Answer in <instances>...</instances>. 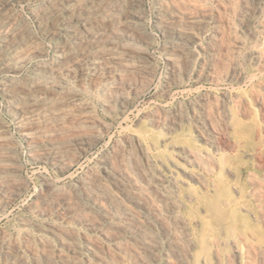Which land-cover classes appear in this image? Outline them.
<instances>
[{"label": "bare ground", "instance_id": "bare-ground-1", "mask_svg": "<svg viewBox=\"0 0 264 264\" xmlns=\"http://www.w3.org/2000/svg\"><path fill=\"white\" fill-rule=\"evenodd\" d=\"M165 1L167 4H163H166V7H160L158 9L156 20L161 29L159 30L162 31L165 36L171 38V40L169 39L170 42L164 46V51L166 52L164 55H167L165 59L168 60L170 66L171 78L176 80L180 76L181 71L184 70H182V67L185 66L183 62L188 63V60L193 56L190 47L198 40L199 33H201L203 29V23L200 22V19L201 17L204 18L207 16L208 9L203 4L202 0ZM215 1H217L219 5L221 4L225 11L239 8L247 17L251 18L259 15L262 9L261 0ZM92 3L94 4V8H86L85 14L81 17H78V13L80 15V12L77 13V17H73V13L69 14L70 11L68 12L62 9L65 4L63 0L54 1L51 8L44 11L43 14L37 15L39 16L42 28L45 32L52 35L55 32L59 34L64 30L63 32L65 35L69 34L71 36L73 44L70 42V45L65 43L59 46L57 59L48 60L39 64L38 71L35 70L33 76H18L20 73L18 62L22 55H34L39 53L40 45H37V39L39 37L35 39V35H31L24 25L26 29L19 33L14 31L15 34H13L11 38L7 36L2 40L6 49L15 52L16 56L14 61L12 59V61H7L1 56L2 54L0 55V74L5 73L7 75L4 80L0 81V90L6 99V108L14 115L13 117H15L17 121L15 124H18L19 129L24 131L31 161L38 163V165L40 164V166L42 163L49 162L52 169L60 178L66 176L71 168L76 163L78 164L79 158L100 139L99 133L96 132L97 129L95 130L94 126L100 124L105 132L108 131L110 127V125H108L110 122L104 124L100 122L101 120L99 121L97 119L96 116L98 115L94 113L95 111L93 110L95 103H92L93 107L86 98L87 95L84 96L81 92V88H73L69 83L68 84L71 85L72 88L65 89L63 87L61 80L59 81V79L63 77L62 74H69L68 72L71 71L72 66L76 69L83 68L87 62L92 67L90 69H93L92 73H94V77H96L93 83L95 84L94 86H97V81L98 84L100 83L101 85L103 81L101 78L104 77L108 79L109 77L112 79L111 76H114L116 80L114 89L117 90L116 93L118 91L121 93L124 88H130L133 91L140 88L139 86H142L144 83L148 84L147 82L154 75V69H156L153 68L155 67L154 65H156L153 64L154 62L152 63L153 67L151 65L150 57L152 55L150 56L148 51L141 49V46L139 47V44L145 42L143 40L147 36H150L149 34L147 35L145 27L141 25V21L143 20V11L141 9L142 0H92ZM3 5L2 7H4ZM8 6L5 7L8 8ZM12 7L9 8L12 9ZM75 8L77 9V6ZM214 8H217L216 5ZM27 10H29V8ZM36 11L40 12L38 9ZM36 11H34V13ZM209 11L212 12V10ZM225 11L221 12L225 13ZM5 12H7V10ZM5 12L3 11V13ZM222 13L218 15V18L223 26L220 25V28H217L215 31L213 30L214 33L209 44L206 46V52L209 58H207L208 60L206 63L204 62L206 65L198 75L203 80L215 82V89H218L220 92H218L219 94L217 95L215 94V90L206 89V91H202L199 94L196 102L197 105L194 106L193 104L191 106L193 113L190 114H194L197 126L195 136L196 143H192L188 141L187 138L180 137V135L176 133L177 130L181 128L184 120L188 119L182 104L184 98L183 101L181 100V104L178 102L179 104H175L170 108L166 105H156V109L144 111L143 119L146 120L144 130L138 129L139 127L133 125L132 127L135 128L120 123L123 132L122 139H117L118 141L122 140L121 142H123V145H120L121 143L119 142L112 146L108 145L111 146V148L108 147V150L99 154L101 156L99 159L101 163H98L103 165L100 173L89 168L83 176L75 179V183H68V185L64 187L57 186L55 183L56 179L54 180L51 176L41 174L40 180L42 188L39 192L36 191V193L38 192L36 201L29 207L32 208L36 214L41 216L55 213L56 219L61 222L76 220L81 226L83 225L96 230L99 229V237L96 239H86L84 238L85 236H82L85 240L82 244H79L73 234L74 232L71 233L72 231H67L51 224H41L29 217H21L19 218L20 228L18 232L11 234L5 229L0 228V264H123L126 259H128V262L131 264H150L157 245L161 244V242L158 243L159 236L155 231L156 228H160L166 236L171 235L170 231L172 228L176 232V237L172 239L170 245L173 251L179 253V257L176 263L173 260H170V262L168 260L167 264H188L186 258L192 257V253L198 256L197 259L201 261L202 255L200 256L199 254L203 252L209 243L214 245L215 248L223 243L220 237H208V232L213 225L209 223V220L205 221V215H203V213L206 211V207L210 209L211 207H219L221 209H229L230 218H233L237 209L235 206H231L232 200L226 198L224 190L219 188L217 181L218 177L225 176L228 179L235 177L234 166L231 161H229L230 154L233 152H243L252 157H258L259 153L264 154V142L261 136L264 125L262 128L261 125L257 127L249 121V116L252 111L251 107L255 104L260 114H262L261 118L264 124V96L253 91L248 92L242 87L243 85L252 84L255 89L260 87L264 90V81H260V77L264 76V47L258 42H255V44L252 45V49H249L250 51L247 53L252 67L256 70L255 72H252V70L251 72H247L240 68L237 63L233 61V57L236 55L234 53H237V49L243 45L245 40L243 41V39L237 35L240 32L237 34L235 33L236 35H232L231 31L227 30L230 28L229 26L234 24L231 23V25H229L228 19ZM2 17H4V15ZM19 18L21 17L17 19ZM95 19L100 20L101 25H99L100 23H97V26L94 25ZM214 19L215 17L213 20ZM77 21L82 23L81 30L75 29ZM3 22L1 24H3ZM13 22L15 23V21ZM247 24L248 23H246L245 26L243 25V35L245 37L248 36L251 40L256 39L255 29H253L251 24ZM153 25L155 26V24ZM236 25L238 26V24ZM91 26H96V28L94 27V30L84 32ZM259 28L264 29V24H260ZM18 50L22 52L18 53ZM45 51H47V49ZM7 52L8 51H6V54ZM204 58L206 57H203V59ZM157 60L158 59H156V61ZM90 66H88V68ZM74 67L73 69L75 70ZM189 73L190 72H188V74ZM132 77L136 79L134 80ZM98 79H101V82ZM87 80L89 83L91 82V79ZM184 81L185 80H183V82ZM163 83L165 84V82ZM163 83L162 86H164ZM157 85H159V83ZM167 85L170 84L167 83ZM189 88L191 89V87ZM114 89H110L107 85H103L102 91L100 92V97L102 96L103 98L102 103H104L108 110L111 106L110 103L105 102V98L108 94L112 95L111 90L114 91ZM169 91L170 89L166 87L161 94H168ZM113 93H115V91ZM126 96L120 95L114 99L118 102L119 107L115 105L121 111H119V114L122 113V115L129 108L128 98L130 97ZM98 98L97 100H99ZM115 105L114 108L116 107ZM217 118L220 120V132L216 131ZM123 119H125V117ZM7 125L8 124L5 123L0 115V209L3 214L7 212L11 201L17 197L20 190L28 181L27 176L23 174L22 164L19 158H17L18 155L17 157L15 155L17 151L16 146L14 145L15 151L13 146L14 141L12 142L10 138ZM160 127H164L163 130L165 133L158 131ZM27 165L29 166V164ZM45 169L46 168L43 170ZM45 171L48 172L47 169ZM248 178L247 181L250 180ZM261 180L263 181V179ZM193 184L199 185L202 190L200 192H194ZM255 188H257V186ZM256 195H258L257 192ZM258 197L260 198V195H258ZM21 201H23V199ZM257 203L255 204L257 205ZM27 206H29V204ZM12 208L14 207L12 206ZM261 208V210H263L264 207ZM192 210H197L201 215L198 217L194 216V214L191 215ZM184 211H186V213ZM258 214L259 213H257V215ZM233 223H235V221H233ZM262 223L264 224V221ZM235 224H232L233 227L230 226L231 228L229 227V229L225 228L221 232L229 236L231 232H234ZM244 234V238L241 237L245 239L246 242L248 241V247H253V249L255 248L257 251H261V249L258 248L260 246L256 248V246L253 245V241L257 239V237L249 231L244 232ZM237 237V235H235L234 238L229 236V240H227L229 241L228 243L232 244L234 253L238 251ZM107 243L111 244V246L108 247L106 245ZM181 251L184 252L182 255L180 254ZM166 254L168 255V253ZM210 261L211 260H209V262Z\"/></svg>", "mask_w": 264, "mask_h": 264}, {"label": "rangeland", "instance_id": "rangeland-1", "mask_svg": "<svg viewBox=\"0 0 264 264\" xmlns=\"http://www.w3.org/2000/svg\"><path fill=\"white\" fill-rule=\"evenodd\" d=\"M2 1V2H1ZM0 1V44H1V48H0V55L2 57H4L7 61H14L16 58L15 56V52L13 51H10L9 49H6V46L2 43L3 41V38L4 37H9L11 38V36L13 34H15V32L19 33L20 31L26 29L29 33H31V35L33 34L34 38L37 39L38 37V43L37 45L39 47V53H36V54H25V55H22L19 59V62H18V65H19V69H20V73L18 74V76H33V73L36 71H38V68H39V64H41L42 62H45V61H48V60H54V59H57L58 57V47L67 43V44H71L72 43V38L69 34H64V30L61 31V33L57 34V32H55L54 34L50 35L48 34L47 32H45L42 28V25H41V22H40V19H39V16H37L38 14H43L44 11L48 10L49 8L52 7V3H54V1L56 0H1ZM7 1V2H6ZM25 1V2H24ZM64 1V10L66 11H70V13H73V17H77V13L80 12V15L78 13V17L82 16L83 14H85L86 12V8L89 7L90 8H94V4L92 3V0H63ZM78 1V2H76ZM83 1V2H82ZM215 0H202L203 4L206 6V8L208 9V14L206 17H201L200 19V22L203 23V29L201 31V33H199V36H198V40L193 43L190 47V50H191V53L193 54V56L191 57V59L188 60V63H184L185 66H183L182 64V70L181 73H180V76L178 77V79L176 80H173L170 75V66L168 64V60L165 59V57L167 58V55H164L166 52L164 51V46L170 42L171 38H168L169 36H165L162 31H160V27L159 25L157 24V12H158V9L160 7H166V4L167 2L165 0H142V11H143V20L141 21V25L143 27H145V30L147 32V35L149 34L150 36H147L143 41L145 42H141L139 44V47L141 46V49L145 50V51H148V54L150 53V60H151V65L153 67V64H156L154 65L155 67L153 68H156L154 69V75L151 77V79L147 82L148 84L144 83L142 86L140 85L139 87L140 88H137V90H133L130 89V88H124L121 93L120 91H118L116 93L117 90L114 89V87L116 86L115 84V78L114 76L110 79L108 77V79L106 78H101L103 81V85L104 86H108L110 89H114L115 93H113L114 91L111 90V94H108L105 98V102H108L110 103V109L108 110L104 103L103 102V98L102 96L100 97V92L102 91V88H103V85H102V82L100 81L101 79H98L100 82H101V85L100 83L98 84V81L96 83L97 86H94L95 84L94 83V80L96 77H94V73L93 72V69H90L92 68L89 63L86 62V64L84 65L83 68H75L74 66H72L71 68V71H69L67 73H64L62 74L63 77H61L59 79V81L61 80L62 82V85L65 89H68V88H78L81 90V92L85 95H87V99L88 101L92 104H94V107L93 104L92 106L94 107L93 110L95 111L94 113H96L98 116L97 119L104 123V124H107V122H110L108 125H110L108 131L105 132V130H103V128L101 127L100 124H96L94 126V129L96 130L97 133H99V136H100V139L93 145L91 146L78 160V164L76 163L72 168V172L71 170L69 171V175L66 174V176H62L63 178H60L58 177V175L56 174V172L52 169V167L50 166V163L47 162V163H42L41 166L40 164L38 165V163H34L31 161V159L29 158L30 155H29V149H28V144H27V141L25 136H24V131L20 130L19 127H18V124H15V122L17 123L15 117H13L14 115L12 114V112L10 110H8L6 108V99H5V96H3L4 94L1 92L0 90V115L2 116V118L4 119L5 123L8 124L7 125V128L8 129V132H9V135H10V138L12 140V142L14 141V144L13 146L15 145L16 146V150L19 152H17L15 150V146H14V150L16 151L15 152V155L17 158H19V161L21 162L22 164V169H23V174L25 176H27V183L23 186V188L20 190L19 194L17 195V197H15L11 203L9 204L8 206V210L5 214H3L1 212V209H0V228L1 229H5L8 233H16L18 232L19 228H20V224H19V218L21 217H29L31 218L32 220H34L35 222H39L41 224H51L53 226H56V227H59L61 229H64V230H67V231H72L71 233L74 234V236L76 237L77 241L79 242V244H82L83 241L86 238V239H96L99 237V229H94V228H88V227H85V226H81V224H79L76 220H68V221H64V222H61L59 220L56 219V216H55V213L54 214H48V215H45V216H41V215H38L35 213V211L32 209V208H29L31 205L34 204V202L36 201V196H37V193L40 191V189L42 188V183H41V180H40V175L41 174H47L49 176H51L54 180H55V183L57 184V186L59 187H64L66 185L71 184V183H75V179L77 177H80V176H83L86 171L89 169V168H92L93 170L97 171V172H101L100 170H102L103 168V165L100 164V155L99 154H102L104 153L106 150H108L107 148H111L112 145L114 144H118L121 143L120 145H123V142H121L120 140L118 141V139H122V129L120 127V123H122L123 125L125 124V126H130L132 127L135 126V127H139L138 129H145V119H143V113L144 111L148 110V109H156L155 107H157L158 105H166L168 108H170L171 106L175 105V104H179L180 102L182 103L183 101V98H184V101H183V108L185 109V112H186V115L188 116V119L184 120V122L182 123L181 125V128H179L177 130V134L180 135V137H184V138H187L188 141L192 142V143H196V139H195V136H196V129H197V126H196V122H195V118H194V114H190V113H193V109H191V106L194 104L197 105V99H198V96L199 94L202 92V91H206L207 90H215V94H219L218 92H220L218 89H215V82L211 81V80H203L202 78H200V76H198L202 69L204 68V66L206 65L205 63L207 62V58H209L208 56V53L206 52V46L209 44V41L214 33V31L217 29V28H220L221 26H223V24L219 21V18H218V15L221 14L222 12H224L225 10L222 8V5L219 3H217V1ZM262 1V4H261V13L253 18L251 17H247L239 8H235L234 10H229V11H225V13H222L223 15H225V17L228 19L229 21V25L234 24V25H231L229 26L230 28L227 29L228 31H231L232 35H236L238 32L237 35L243 39L244 43L243 45H241V47H239L237 49V53H234L236 55H234L233 57V61H235L237 63V65L244 69L245 71L247 72H252L256 71L255 68L252 67V63L250 62V60L248 59V54L249 53V49H252V45L255 44V42L261 44L263 47H264V29L262 28H259V25L260 24H264V0H261ZM12 2V3H11ZM52 2V3H51ZM71 2V3H69ZM89 2V3H88ZM212 2V3H211ZM214 2V3H213ZM4 5H3V4ZM6 3V4H5ZM10 3V4H8ZM17 3V4H16ZM163 3H166V4H163ZM209 3V4H208ZM211 3V4H210ZM216 3V4H215ZM13 4V5H12ZM19 4V5H18ZM25 4V5H24ZM80 4V6H79ZM86 4V5H85ZM93 6H92V5ZM214 4V5H213ZM2 5L4 7H2ZM9 5V6H8ZM43 5V6H42ZM50 5V6H49ZM91 5V6H90ZM159 5V6H158ZM212 5V6H211ZM216 5L217 8H214ZM8 6V8L6 7ZM13 6V7H12ZM29 6V7H28ZM71 6V7H69ZM77 6V9L75 8ZM155 6V7H154ZM209 8H208V7ZM9 7H12L9 8ZM26 7V8H25ZM35 7V9H34ZM39 7V8H38ZM47 7V8H46ZM74 10H73V8ZM80 7V8H79ZM213 7V8H212ZM29 8V10H27ZM67 8V9H66ZM221 11H220V9ZM38 9V11L40 12H37L36 10ZM156 9V10H155ZM219 9V10H218ZM5 12L7 10V12L3 13V11ZM9 10V11H8ZM16 10V11H15ZM31 10V11H30ZM145 10V11H144ZM209 10H212L209 11ZM236 10V11H235ZM238 10V11H237ZM21 11V13H20ZM34 11H36L34 13ZM75 11V12H73ZM219 11V12H217ZM241 11V12H240ZM24 12V13H23ZM34 14H32V13ZM147 12V13H146ZM211 12V13H210ZM221 12V13H220ZM240 12V13H239ZM7 13V14H6ZM11 13V14H10ZM14 13V14H13ZM17 13V14H16ZM26 13V14H25ZM76 13V14H75ZM82 13V14H81ZM146 13V14H145ZM215 13V14H214ZM228 13V15H227ZM234 13V14H233ZM26 16H25V15ZM156 14V15H155ZM237 14V15H236ZM4 15V17H2ZM15 18H13L12 16ZM33 15V16H32ZM215 15V16H214ZM10 16V17H9ZM21 17L19 19H17L18 17ZM71 16V15H70ZM211 16V17H210ZM214 16L216 21L213 20ZM229 16V17H228ZM238 16V17H237ZM7 17V18H6ZM9 17V18H8ZM17 17V18H16ZM27 17V18H26ZM67 17V16H65ZM147 17V18H146ZM150 17V18H149ZM234 17V18H233ZM6 18V19H5ZM34 21H33V19ZM203 18V19H202ZM207 18V19H205ZM209 18V19H208ZM217 18V19H216ZM247 18V19H246ZM13 19V20H12ZM25 19V20H24ZM146 19V20H145ZM256 19H259V20H256ZM9 20V21H8ZM12 20V21H11ZM22 20V21H21ZM27 20V21H26ZM80 20V19H79ZM96 20V19H95ZM236 20V21H235ZM4 21V22H3ZM8 21V22H6ZM11 21V22H10ZM15 21V23L13 22ZM19 21V22H18ZM21 21V22H20ZM25 21V22H24ZM29 21V22H28ZM149 21V22H148ZM207 21V22H206ZM210 21V22H209ZM214 21V22H213ZM232 21V22H231ZM3 22V24H1ZM206 22V23H205ZM218 22V23H217ZM234 22V23H233ZM255 22V23H254ZM8 23V24H7ZM10 23V24H9ZM24 23H28L27 26L26 24ZM37 23V24H36ZM75 23V22H74ZM97 23H100V20H96L95 21V24L97 26ZM214 23V24H213ZM243 23V24H242ZM248 23V24H251V26L253 27V29H255L256 31V39H253L251 40V38H249L248 36H244L243 35V28L245 26V24ZM258 23V24H257ZM21 24V26H20ZM155 24V26L153 25ZM158 26H157V25ZM210 24V25H209ZM238 24V26L236 25ZM247 24V25H248ZM24 25L26 28H24ZM35 25V26H33ZM101 25V23L99 24ZM206 25V26H205ZM221 25V26H220ZM244 25V26H243ZM255 25V26H254ZM9 26V27H8ZM30 26V27H29ZM62 26V25H61ZM77 26V28H76ZM96 26H91L87 29V31H84V32H88V31H91V30H94L96 28ZM150 26V27H149ZM209 26V27H208ZM213 26V28H212ZM5 27V28H4ZM9 29H7V28ZM20 27V28H19ZM40 27V28H39ZM80 27V28H79ZM95 27V28H94ZM148 27V28H147ZM216 27V28H215ZM226 27V26H225ZM15 28V29H14ZM205 28V29H204ZM228 28V27H227ZM259 28V30H258ZM29 29V30H28ZM75 29L76 30H81L82 29V23L77 21V23L75 24ZM160 29V30H159ZM208 29V30H207ZM2 30V31H1ZM8 30V32H7ZM30 30H33V31H30ZM37 30V31H36ZM205 30V31H204ZM214 30V31H213ZM4 31V32H3ZM15 31V32H14ZM41 31V32H39ZM153 31V32H152ZM155 31V32H154ZM6 32V33H5ZM37 32V33H36ZM39 32V33H38ZM152 32V33H151ZM161 32V33H160ZM207 32V34H206ZM259 32V34H258ZM8 33V35H7ZM155 33V34H154ZM160 33V34H159ZM236 33V34H235ZM6 34V35H5ZM42 34V35H40ZM45 34V35H44ZM240 34V35H239ZM258 34V35H257ZM262 34V35H261ZM5 35V36H4ZM48 35V36H47ZM60 35V36H59ZM262 37H260V36ZM3 36V37H2ZM54 36V37H53ZM62 36V37H61ZM164 36V37H163ZM202 36V37H201ZM67 37V38H66ZM158 37V38H157ZM210 37V38H209ZM259 37V38H258ZM53 38V39H52ZM152 38V40H151ZM205 38V39H203ZM259 40H258V39ZM150 39V40H149ZM156 39V40H155ZM170 39V40H169ZM209 39V40H208ZM248 39V40H247ZM263 39V40H262ZM68 42H67V41ZM160 40V41H159ZM166 40V41H165ZM200 40V41H199ZM203 40V41H202ZM258 40V41H257ZM261 40V41H260ZM66 41V42H65ZM260 41V42H259ZM71 42V43H70ZM160 42V43H159ZM250 42V43H249ZM254 42V43H253ZM61 43V44H59ZM158 43V44H157ZM165 43V44H164ZM206 43V44H205ZM53 44V45H52ZM73 44V43H72ZM146 44V45H145ZM163 44V45H162ZM250 45V46H249ZM42 46V48H41ZM56 46V47H55ZM248 46V47H246ZM45 47V48H44ZM155 47V48H154ZM198 47V48H197ZM245 47V48H244ZM153 48V49H152ZM205 48V49H204ZM47 49V51H45ZM53 49V50H52ZM198 49V50H197ZM202 51H201V50ZM204 49V50H203ZM2 50V51H1ZM50 50V51H49ZM196 50V51H195ZM243 50V51H242ZM6 51L7 54H6ZM20 52V50H18ZM154 51V52H152ZM157 51V52H156ZM164 51V52H163ZM195 51V52H194ZM204 51V52H203ZM248 51V52H247ZM43 54H42V53ZM241 52V53H240ZM14 53V54H13ZM163 53V54H162ZM197 53V54H196ZM205 53V54H204ZM207 53V54H206ZM6 54V55H4ZM53 54V55H52ZM197 56H196V55ZM203 54V55H202ZM4 55V56H3ZM12 55V56H11ZM205 55V56H204ZM207 55V56H206ZM242 55V56H240ZM27 56V58H26ZM196 56V57H195ZM201 56V57H200ZM206 57L203 59V57ZM26 60H25V58ZM31 57V58H30ZM49 57V59H48ZM52 57V59H51ZM154 57V58H153ZM162 57V58H161ZM24 58V60H23ZM41 58V59H40ZM45 58V59H44ZM194 58V59H193ZM10 59V60H9ZM12 59V60H11ZM47 59V60H46ZM156 59H158L156 61ZM21 60V61H20ZM23 60V62H22ZM34 60V61H33ZM200 60V61H198ZM159 61V62H158ZM190 61V62H189ZM196 61V62H195ZM203 61V62H202ZM249 61V62H248ZM154 62V63H153ZM182 62V61H181ZM192 62V63H191ZM195 62V63H194ZM198 62V63H197ZM205 62V63H204ZM248 62V63H247ZM27 63V64H26ZM153 63V64H152ZM194 63V64H193ZM200 63V65H199ZM204 63V64H203ZM24 64V65H23ZM36 64V66H35ZM88 64V65H87ZM167 64V65H165ZM193 64V65H192ZM196 64V65H195ZM248 64V65H247ZM250 64V66H249ZM29 65V66H28ZM33 65V66H32ZM165 65V66H164ZM202 65V66H201ZM26 68H25V67ZM86 66V67H85ZM88 66H90L88 68ZM189 68H187V67ZM197 66V67H196ZM201 66V67H200ZM73 67L75 68V70L73 69ZM23 68V69H22ZM34 68H37V69H34ZM186 68V69H185ZM194 68V69H193ZM198 68V69H196ZM25 69V70H24ZM33 69V70H32ZM82 69V70H81ZM165 69V70H164ZM193 69V70H192ZM88 70V71H87ZM160 70V71H159ZM167 70V71H166ZM187 70V71H186ZM189 70V71H188ZM75 71H76V74H75ZM82 71V72H81ZM86 71V73H85ZM156 71V72H155ZM25 72V73H23ZM71 72V74H70ZM169 74H168V73ZM188 72H190L188 74ZM79 73V74H78ZM85 73V74H84ZM167 73V74H166ZM183 73V75H182ZM186 73V74H185ZM74 74V75H73ZM87 74V75H86ZM91 74V75H90ZM70 77H68V76ZM84 75V76H83ZM187 75H190V76H187ZM67 76V77H65ZM77 78H75V77ZM90 76V77H89ZM159 76V77H158ZM185 76V77H184ZM7 77V75L5 73H1L0 74V81L1 80H4L5 78ZM72 77V78H71ZM93 77V78H92ZM163 77V78H162ZM195 77V78H194ZM197 77V78H196ZM71 78V79H69ZM86 78V79H85ZM165 78V79H164ZM167 78V79H166ZM187 80H186V79ZM75 79V80H74ZM82 81H85V82H82ZM85 79V80H84ZM87 79H91L90 83ZM132 79H136V78H133ZM172 81H171V80ZM199 79V80H198ZM262 79V80H261ZM64 80V81H63ZM110 80V81H109ZM133 80V81H134ZM158 80V81H157ZM163 80V81H162ZM183 80H185L183 82ZM196 80V81H195ZM72 81V82H71ZM80 81V82H79ZM87 81V83H86ZM113 81V82H111ZM166 81H169V82H166ZM181 81V82H180ZM194 81V82H193ZM210 81V82H209ZM260 81H264V76L260 77ZM110 82V83H109ZM150 82V83H149ZM152 82V83H151ZM156 82V83H155ZM165 82V84L163 83ZM172 82V83H171ZM174 82V83H173ZM183 82V83H182ZM191 82V83H190ZM201 82V83H200ZM71 85H69V84ZM159 83V85H157ZM162 83L164 86H162ZM168 84H172L171 86L170 85H167ZM190 83V84H189ZM74 84V85H73ZM93 84V85H92ZM115 84V85H114ZM202 86H201V85ZM69 85V86H68ZM78 85V86H77ZM87 85V86H86ZM153 85H154V88H153ZM192 85V86H191ZM208 85V86H207ZM76 86V87H75ZM94 86V87H93ZM99 86V87H98ZM144 86V88H143ZM148 86V87H147ZM162 86V87H161ZM174 86V87H173ZM195 86V87H193ZM211 88H210V87ZM243 85L242 87L248 91V92H257L259 94H261L262 96H264V90L262 88H256L254 86H252V84H249V85ZM248 86V87H247ZM89 87V88H87ZM91 87V88H90ZM112 87V88H111ZM142 87V89H141ZM166 87H168L170 89L169 93L168 94H161L163 89ZM173 87V88H172ZM191 87V89L189 88ZM200 88V89H199ZM204 88V89H203ZM96 89V90H94ZM126 89V91H125ZM194 89V90H193ZM148 90V91H147ZM153 90V91H152ZM177 90V91H175ZM188 90V91H187ZM256 90V91H255ZM128 91V92H127ZM182 91V92H181ZM187 93H186V92ZM85 92V93H84ZM97 92V93H96ZM127 94H126V93ZM136 92V93H135ZM94 95H93V94ZM123 93V94H122ZM125 93V94H124ZM142 93V94H141ZM156 93V94H155ZM158 93V94H157ZM174 93V94H173ZM196 93V94H195ZM92 94V95H91ZM96 94V95H95ZM114 94V95H113ZM129 94V95H128ZM140 94V95H139ZM144 94V95H143ZM179 94V95H178ZM186 94V95H185ZM120 95H124L126 97H130L128 98L129 99V108L126 110V112L122 115V113L119 114V105H118V102H116V97L120 96ZM165 95V96H164ZM182 95V96H181ZM193 95V96H191ZM90 96V97H89ZM95 96V97H94ZM100 98H98V97ZM157 96V97H156ZM173 96V97H172ZM185 96V97H184ZM92 97V98H91ZM99 100H97V98ZM113 97V98H112ZM168 97V98H167ZM172 97V98H171ZM176 97V98H175ZM195 97V98H194ZM90 98V99H89ZM95 98V99H94ZM164 98V99H163ZM182 98V99H181ZM2 99V100H1ZM4 99V101H3ZM93 101H92V100ZM109 99V100H107ZM157 99V100H156ZM189 99V100H188ZM91 100V101H90ZM102 100V101H101ZM136 100V101H135ZM142 100V101H141ZM148 100V101H147ZM180 100V101H179ZM182 100V101H181ZM192 100V101H191ZM2 101V102H1ZM101 101V102H99ZM159 101V102H158ZM177 101V102H176ZM137 102V103H136ZM148 102V103H147ZM162 102V103H161ZM179 102V103H178ZM191 102V103H190ZM193 102V103H192ZM112 103V104H111ZM140 103V104H139ZM164 103V104H163ZM180 103V104H181ZM185 103V104H184ZM196 103V104H195ZM100 104V105H99ZM118 105V107L116 105ZM154 104V105H153ZM114 105L116 106L114 108ZM131 105V106H130ZM145 105V106H143ZM152 105V106H151ZM157 105V106H156ZM102 106V107H101ZM138 106V107H137ZM151 106V107H150ZM189 109H188V108ZM99 108V109H98ZM255 104L252 105L251 107V114L249 116V121L250 123L252 124H255L257 127H260L261 125V128L262 126L264 125L263 124V120H262V114H260L258 108ZM7 109V110H6ZM96 109V110H95ZM103 109V110H102ZM144 109V110H143ZM114 110V111H113ZM136 110V111H135ZM139 110V112H138ZM9 111V112H8ZM102 113H101V112ZM108 113H107V112ZM112 113H110V112ZM117 111V112H116ZM129 111V112H128ZM8 112V113H7ZM107 114H106V113ZM121 112V111H120ZM134 112V113H133ZM5 115H4V114ZM100 113V115H99ZM141 113V114H140ZM189 113V114H188ZM12 114V115H11ZM95 114V115H96ZM135 114V116H134ZM103 115V116H102ZM111 115V116H110ZM128 115V116H127ZM193 117H192V116ZM4 116V117H3ZM102 116V117H101ZM117 116V117H116ZM260 116V117H259ZM100 117V118H99ZM107 117V118H106ZM125 117V119H123ZM131 117V118H130ZM192 117V118H191ZM114 118V119H113ZM119 118V119H118ZM14 119V120H13ZM117 119V121H116ZM122 119V120H121ZM134 119V120H133ZM142 119V120H141ZM103 120V121H102ZM115 120V121H114ZM132 120V121H130ZM139 120V121H138ZM188 120V121H187ZM8 123H7V122ZM129 121V122H128ZM106 122V123H105ZM117 122V123H116ZM136 122V123H135ZM139 122V123H138ZM192 122V123H191ZM14 123V124H13ZM127 123V124H126ZM143 123V124H141ZM195 123V124H194ZM216 131L218 132L219 130H221V125H220V120L217 118V121H216ZM119 124V125H118ZM186 124V125H184ZM138 125V126H137ZM141 125V127H140ZM144 125V126H143ZM194 125V126H192ZM97 126V127H96ZM100 127V128H99ZM135 127H132V128H135ZM16 128V129H15ZM18 128V129H17ZM111 128V129H110ZM114 128V129H113ZM116 128V130H115ZM162 128V129H161ZM164 127H160L158 128V131H161L162 133H165V131L163 130ZM195 130H193V129ZM219 128V129H218ZM119 129V130H118ZM17 131V132H16ZM101 131V132H100ZM104 131V132H103ZM121 134H120V132ZM112 132V133H111ZM115 134H114V133ZM220 132V131H219ZM14 133V134H13ZM16 133V134H15ZM18 133V134H17ZM118 136H117V135ZM102 135V136H101ZM12 136V137H11ZM18 136V137H17ZM24 136V137H23ZM120 136V137H119ZM261 136H262V140L264 142V126H263V131L261 132ZM14 137V139H13ZM110 137V138H109ZM115 138V139H114ZM118 138V139H117ZM19 139V140H18ZM108 139V141H107ZM24 140V141H23ZM110 141V142H109ZM115 141V142H114ZM20 142V143H19ZM18 143V145H17ZM96 145V146H95ZM105 145V146H104ZM108 145H111V146H108ZM100 146V147H99ZM24 147V148H23ZM26 147V148H25ZM102 148V149H100ZM96 150V151H95ZM103 151V152H102ZM17 153V154H16ZM21 156H20V155ZM28 154V155H27ZM235 154V155H234ZM96 155V156H94ZM245 155V156H244ZM263 155V156H262ZM27 157V158H26ZM86 157V158H85ZM95 157V158H94ZM257 156L255 157H252V156H249V155H246L244 154L243 152H233L232 154H230V157H229V161H231V163L233 164L234 166V174H235V177H233L232 179H228L227 177L225 176H219L218 177V186L220 189L224 190V195L226 198H229L232 200V204L231 206L232 207H236V212H235V216H233V219L232 217L230 218V210L228 209H221L219 207H211L208 208L206 207V211L203 213V215H205L204 219L205 221H208L209 220V223H211L212 228L211 230L208 232V237L210 236H213V237H220L221 238V241L223 243H221L218 247L215 248L214 245H211L210 243L206 246V248L203 250V254L200 253L199 255L201 257V261L200 259L198 260V256H195L194 253H192V257H187L186 259L188 260V264H264V224L262 223L264 221V208L263 210H261L262 208L261 207H264V154H258V157L256 158ZM88 158V159H87ZM90 158V159H89ZM95 159V160H94ZM258 159V160H257ZM86 160V161H85ZM93 160V161H92ZM31 161V162H30ZM84 163H83V162ZM23 162V163H22ZM100 162V163H98ZM81 163V164H80ZM95 163V164H93ZM29 164V166L27 165ZM255 164V165H253ZM24 165V166H23ZM99 165V166H97ZM101 165V166H100ZM250 165V166H249ZM257 165V166H256ZM262 165V166H261ZM45 166V167H43ZM91 166V167H90ZM37 167V168H36ZM100 167V168H99ZM34 168V169H33ZM44 168L47 169L48 172H46L45 170H43ZM32 171H30V170ZM79 169V170H78ZM35 170V171H34ZM43 170V171H42ZM53 170V171H52ZM85 170V171H83ZM248 170V171H247ZM26 171V172H25ZM53 172V173H52ZM253 172V173H251ZM255 172V173H254ZM262 172V173H261ZM247 173V174H246ZM28 174V175H27ZM38 174V175H37ZM255 174V175H254ZM259 176V179H263V181L259 180L258 179V176ZM262 174V175H260ZM78 175V176H77ZM250 175V176H249ZM254 175V176H253ZM76 176V177H75ZM30 177V179H29ZM250 179L247 181V178ZM59 180H58V179ZM33 179V180H32ZM73 179V180H71ZM62 180V181H61ZM70 180V181H69ZM247 182H246V181ZM255 180V181H254ZM61 181V182H60ZM65 183H64V182ZM221 181V182H220ZM250 181V182H249ZM252 181V182H251ZM67 182V183H66ZM257 184H256V183ZM250 183V184H249ZM40 184V185H39ZM34 185V186H33ZM247 185V186H246ZM252 185V186H251ZM257 188H261L260 190L255 188L254 186ZM262 185V186H261ZM30 186V187H29ZM37 186V187H36ZM193 191L194 192H200L202 190V188L197 185V184H193ZM238 186V187H237ZM240 186V188H239ZM25 187V188H24ZM233 187V188H232ZM253 187V188H252ZM249 188V189H248ZM255 188V189H254ZM30 190V191H29ZM247 190V191H246ZM251 190V191H250ZM253 190V191H252ZM36 191H38L36 193ZM25 192V193H23ZM252 192H253V195H252ZM256 192L258 195H260V198L258 197V195H256ZM24 194V195H23ZM30 195V196H29ZM248 196V197H247ZM19 197V198H18ZM25 197V198H24ZM258 197V199H257ZM17 198V199H16ZM256 198V199H255ZM262 198V199H261ZM23 199V201H21ZM29 199V200H28ZM258 200V201H257ZM262 200V201H261ZM16 201V202H15ZM252 201V202H251ZM254 201V202H253ZM26 202V203H25ZM258 202V203H257ZM255 203H257V205L260 207H258ZM263 203V205H262ZM29 204V206H27ZM261 204V205H260ZM11 205V206H10ZM22 205V206H21ZM241 205V206H240ZM250 205V206H249ZM12 206L14 208H12ZM20 206V207H19ZM243 207V208H242ZM251 207V208H250ZM257 207V208H256ZM0 208H1V199H0ZM19 208V210H18ZM21 208V209H20ZM29 208V209H28ZM208 208V209H207ZM14 209V210H13ZM17 209V210H16ZM250 209V210H249ZM259 209V210H257ZM33 210V211H32ZM17 211V212H16ZM259 211V212H258ZM263 211V212H262ZM15 212V213H14ZM186 213V211H184ZM32 213V215H31ZM191 215L194 214V216H199L201 215L197 210H192L191 211ZM257 213H259L257 215ZM188 214V213H187ZM253 214V215H252ZM38 215V216H36ZM53 215V216H52ZM20 216V217H19ZM253 218H252V217ZM8 217V218H7ZM49 218V219H48ZM258 219V220H257ZM45 220V221H44ZM5 221V222H4ZM56 221V222H55ZM233 221H235V223H233ZM61 223V224H60ZM70 223V224H68ZM170 223V222H169ZM63 224V225H62ZM232 224H235V230L234 232H231L229 236H231V238H234L235 235H237V244H238V251L236 254L234 253V248L232 246V244L228 243L229 241V236L226 235V234H223L221 231L225 228L229 229V227H233ZM70 225V226H69ZM73 225V226H72ZM61 226V227H60ZM5 227V228H4ZM230 227V228H231ZM69 228V229H68ZM75 228V229H74ZM84 230H82V229ZM221 228V229H220ZM31 230V229H30ZM79 230V231H78ZM96 231V232H95ZM159 236V240H158V243L161 242V244L157 245L156 249H155V253L153 254L152 258H151V262L150 264H167L168 260L170 262V260L174 261L175 263L177 262V259L179 257V253L176 252V251H173V248L172 246L170 245L172 239H175L176 237V232L175 230H172L170 231L171 235L169 236H166L164 235L165 233L160 230V228H156L155 230ZM173 231V232H172ZM236 231V232H235ZM246 231H249L250 233H253L255 237H257V239H255L253 242V245L256 246V248L258 246V248L261 249V251H257V249H253V247L249 248L248 245H247V242L244 238V232ZM82 232V233H81ZM174 232H175V235H174ZM94 233V234H92ZM98 233V234H97ZM173 233V234H172ZM233 233V234H232ZM82 234V235H81ZM97 234V235H96ZM93 235V236H92ZM95 235V236H94ZM83 236V237H82ZM243 238H242V237ZM169 237V238H168ZM241 237V238H240ZM81 238V239H80ZM171 238V239H170ZM165 240V241H164ZM169 240V241H168ZM168 244H167V243ZM108 247L111 246V244L107 243L106 244ZM167 245V246H166ZM170 245V246H169ZM262 246V248H261ZM164 247V248H163ZM168 247V248H167ZM170 247V249H169ZM215 248V249H214ZM218 248V249H217ZM167 249V250H166ZM245 249V250H244ZM213 250V252H212ZM254 250V251H253ZM157 251V252H156ZM220 251V252H218ZM252 255H251V253ZM256 251V252H255ZM175 252V253H174ZM168 253V255L166 254ZM184 252L181 251V255L183 254ZM207 253V254H206ZM219 253V254H218ZM244 253V254H243ZM259 253V254H258ZM172 254V256H171ZM177 254V255H176ZM215 254V256H214ZM248 254H249V257H248ZM255 254V256H254ZM259 256H258V255ZM158 255V256H157ZM159 255H160V258H159ZM217 255V256H216ZM234 255V256H232ZM262 255V256H260ZM199 256V257H200ZM220 256V257H219ZM233 258H232V257ZM158 257V259H157ZM166 257V258H165ZM196 257V258H195ZM228 257V258H227ZM230 257V258H229ZM251 257V258H250ZM257 257V258H256ZM170 258V259H169ZM175 258V259H174ZM225 258V260H224ZM232 258V259H231ZM166 259V260H165ZM211 260L209 262V260ZM249 259V260H248ZM253 259V260H252ZM157 260V261H156ZM222 260V261H221ZM258 260V261H257ZM129 260L126 259L125 262L123 264H131L130 262H128ZM234 261V262H233ZM260 261V262H259ZM164 262V263H163Z\"/></svg>", "mask_w": 264, "mask_h": 264}]
</instances>
